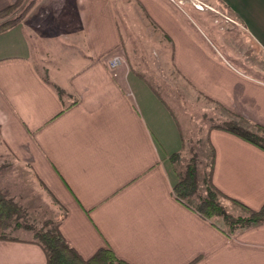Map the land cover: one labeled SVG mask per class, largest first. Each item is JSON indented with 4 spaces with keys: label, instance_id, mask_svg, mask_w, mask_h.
I'll list each match as a JSON object with an SVG mask.
<instances>
[{
    "label": "crops",
    "instance_id": "crops-1",
    "mask_svg": "<svg viewBox=\"0 0 264 264\" xmlns=\"http://www.w3.org/2000/svg\"><path fill=\"white\" fill-rule=\"evenodd\" d=\"M14 1L0 0V10ZM133 1L145 14L141 20L151 23L141 27L170 43L172 71L186 90L241 116L245 125H264V80L246 68L264 56V0H206L236 17L238 51L219 45L218 30L198 21L203 13L196 5L185 10L183 0ZM53 2L38 0L0 34V144L17 163L10 169L29 173L67 212L60 229L68 242L84 258L108 247L131 264H264V223L230 237L174 197L170 156L184 149L183 127L170 102L129 59L110 68L124 46L114 0H59L61 12L71 6L77 31L71 33L84 44L72 52L71 60H82L64 85L49 79L65 90V104L78 98L63 110L32 59L39 27L32 23L53 12ZM58 20L68 24L62 14ZM220 38L225 44L229 36ZM167 91L178 102L179 86ZM209 137L215 185L261 208L264 151L221 129H209ZM11 237L0 239V264H47L33 237Z\"/></svg>",
    "mask_w": 264,
    "mask_h": 264
},
{
    "label": "rangeland",
    "instance_id": "rangeland-1",
    "mask_svg": "<svg viewBox=\"0 0 264 264\" xmlns=\"http://www.w3.org/2000/svg\"><path fill=\"white\" fill-rule=\"evenodd\" d=\"M183 1H185L183 4L185 10L189 9V5L195 7L193 3L195 0ZM114 2L117 7L118 22L124 37V46L118 50L117 55L123 58L124 63L129 59L136 70L144 72L150 82L170 102L181 121L185 145L184 149L180 151V166L184 167L186 162L194 155H197L199 160L205 162L208 153L207 137L209 129L231 119L232 116L228 115L219 106L196 96L191 90H186L185 83L178 79L179 77L172 71L170 43L158 38L159 36L153 32L151 34L147 27H144V29L141 27V24L151 23L146 18L144 22L141 20V17L145 16V14L136 2L133 0H114ZM197 2H201L204 7L203 9L195 7L203 13L198 18V21L204 23L206 20L208 23L214 24V28L219 33L217 35L219 45L225 51L229 49L226 46H231L232 49L238 51L235 43L242 39L238 36L239 30L236 26H238L239 22L234 14L217 1L210 3L206 0H197ZM52 8L53 12L48 11L45 15L36 16L32 23L39 26L38 34L32 36V41H34L32 59L36 69L43 76H47L54 82L56 81L59 85H64L67 76L77 70L82 60V57L76 56L74 60H71L72 52L84 50V44L79 40L78 35L75 36L71 33L72 31L73 33L77 32L73 29L76 22L71 6L63 7L61 12L59 0H56V2H53ZM21 9H18L17 12ZM60 14L67 17L68 24L65 21L63 24L62 21L60 23L58 20ZM180 14L187 24V15L184 13ZM2 21L4 20L0 22ZM66 25L68 26L65 27ZM132 31H135L136 35ZM221 33L225 36L227 33L229 36V39L227 38L228 42L225 44L221 41ZM127 55L129 56L128 58ZM259 57L264 60V56L259 55ZM262 60L255 61V65L251 64V67L246 68L264 80V61ZM172 85L180 88L178 102H174L167 93V90ZM241 123L244 124L242 121ZM16 164L5 154L0 144V182H2L0 187L8 198L15 200L24 209L25 216L20 218V221L32 224L35 227H42L48 220L56 221L59 215L63 213L61 209L55 205L54 200L51 199L45 190L37 183H34L36 181L33 182L34 179L29 176V173L10 169ZM4 179H8L11 183L4 185ZM13 182H15L14 185L12 184ZM227 208L234 214L240 213L236 207L228 203ZM11 235L31 238L34 232L20 227L13 229Z\"/></svg>",
    "mask_w": 264,
    "mask_h": 264
},
{
    "label": "trees",
    "instance_id": "trees-1",
    "mask_svg": "<svg viewBox=\"0 0 264 264\" xmlns=\"http://www.w3.org/2000/svg\"><path fill=\"white\" fill-rule=\"evenodd\" d=\"M38 0H15L0 10V34L19 24L34 7ZM22 8L19 12L18 9ZM44 80L49 83L63 102L65 90L53 84L47 76ZM65 104L63 110L77 103L78 98ZM231 119L213 128L232 133L264 151V125L258 123L242 124V117L229 112ZM208 153L206 161L199 160L197 155L191 156L184 167L180 166L181 152L173 153L170 161L177 175L173 186V195L200 217L224 231L232 237L250 227L264 223V205L254 209L245 203L232 198L221 191L213 181L215 170V147L210 137H207ZM227 203L236 207L240 213L234 214L227 208ZM66 211L56 221L48 220L42 227L22 223L20 218L25 216L24 209L12 198H8L0 187V239H10L11 231L23 227L34 232L33 242L38 243L44 250L47 264H131L120 258L112 248L100 247L89 258H84L65 238L60 229Z\"/></svg>",
    "mask_w": 264,
    "mask_h": 264
},
{
    "label": "built area",
    "instance_id": "built-area-1",
    "mask_svg": "<svg viewBox=\"0 0 264 264\" xmlns=\"http://www.w3.org/2000/svg\"><path fill=\"white\" fill-rule=\"evenodd\" d=\"M196 7L199 9H203V5L201 2L195 3ZM123 63V58L120 55H114L110 60H109V66L112 69H116Z\"/></svg>",
    "mask_w": 264,
    "mask_h": 264
}]
</instances>
